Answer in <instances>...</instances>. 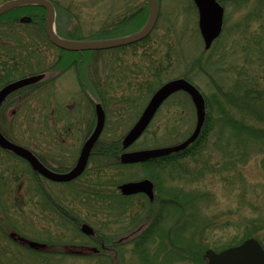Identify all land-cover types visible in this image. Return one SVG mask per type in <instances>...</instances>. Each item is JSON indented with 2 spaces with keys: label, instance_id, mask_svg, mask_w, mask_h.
Segmentation results:
<instances>
[{
  "label": "rangeland",
  "instance_id": "1",
  "mask_svg": "<svg viewBox=\"0 0 264 264\" xmlns=\"http://www.w3.org/2000/svg\"><path fill=\"white\" fill-rule=\"evenodd\" d=\"M5 1L0 0V4ZM53 1L65 8L64 12L57 11V31L74 39H96L91 36L97 35L106 25H112L111 20L116 17V12L123 14L127 8L134 14L146 7V20L150 14L149 0ZM159 3V17L153 31L149 37L137 43L104 49L62 51L42 37L38 46L31 47L30 52H23L25 60L15 52L20 51L19 43L13 37L15 35L0 36V41L10 38L13 46V51L5 50V54L0 51V87L5 83L1 76L7 70L8 73L12 71V79L42 70L49 75L45 85L30 96L27 103L22 106L17 103L8 109L6 118L2 117V124L16 141L42 152L78 153L83 141V107L86 114L91 111L89 97H92L91 94L97 95L95 84L104 93L96 100L104 101L108 109L103 137V142L108 143L113 139H122L162 84L173 78L189 77L208 98L210 128L206 132L203 130L198 152L166 161L169 163L163 169L165 185L179 192V203L187 199L185 210L164 205L158 211L164 214L163 227L169 231L176 226L177 220L179 224L185 219L189 220L184 225L186 230L181 231L182 237L186 235L187 239H193L200 245L196 247L199 251L196 260L176 258L169 264H207L205 254L209 248L221 251L250 237H256L264 246V143L257 137L253 139L248 136L241 137L246 138L245 143H238L237 138L231 137V131L222 125L224 108L239 121L264 129V120L248 108L257 106L264 110V0H223V31L209 49L205 48L200 14L194 0H159ZM1 25L0 31L4 28ZM130 26L122 24L121 28ZM21 58L25 60L24 64L16 69ZM58 59L61 60L60 64L53 66ZM85 86L87 93L83 90ZM230 99H234L235 103ZM239 99H242V104L244 101L252 104L248 103L247 107L243 104L242 111L236 103ZM51 100L56 101L51 105L59 115L65 112L64 103L73 102L74 106L80 102L81 105L72 115L66 111L63 117L56 119L52 108L45 105ZM91 114L88 121L93 119ZM196 122L194 104L183 93H177L163 103L153 122L130 150L181 142L191 135ZM105 162L108 160L101 161L95 157L91 165ZM19 165L15 158L0 153L1 175H12L11 170H17ZM144 175L141 166H110L99 172L91 166L83 176V190H87V193L83 192V204L71 200L69 206L101 229L99 231L104 232L110 241L136 237L141 231H137L138 227L150 226L156 215L153 213L144 219L145 212L143 210L141 214V209L146 200L143 197L129 199L122 207L117 201L115 204L104 201L102 207H98L96 204L99 203L93 199L99 196L94 193L98 190L119 195L118 181ZM59 186L63 185L55 184V187ZM191 195H194L193 200L189 198ZM28 201L31 203L25 205V213L32 215L35 201ZM12 207L15 208V204ZM120 213H124L121 214L124 220L121 222L118 220ZM18 216H13L11 220L16 223L14 229L19 233L33 237L40 233V238L35 239H41L52 230L61 244L66 236L67 243L71 240L72 244H68V248L58 245L57 248L62 246L63 251L74 248V244L75 248H79L78 244L90 242L75 227V220L64 227L58 221L48 224L34 216L31 220L27 218V221L20 214ZM138 216L142 219H137ZM130 218L135 219V226L126 222ZM5 229L10 231L6 226ZM148 234L146 249L160 252L161 259L168 255L161 249L166 247V243L176 249L182 248V244L174 243L172 238L164 242L157 235V228ZM130 241L120 250V255L115 257L114 252L111 253L116 261L113 257L112 260L89 255L81 257L69 251L38 256L33 252L28 253L4 234H0V251L4 252L2 264H143L138 251L144 242L139 239Z\"/></svg>",
  "mask_w": 264,
  "mask_h": 264
},
{
  "label": "flooded vegetation",
  "instance_id": "2",
  "mask_svg": "<svg viewBox=\"0 0 264 264\" xmlns=\"http://www.w3.org/2000/svg\"><path fill=\"white\" fill-rule=\"evenodd\" d=\"M219 1L222 4L223 0H219ZM194 2H195V5L197 8L200 7L196 0H194ZM223 6L225 7V5H223ZM127 7H135V6L127 5ZM56 10L58 11L57 7H56ZM198 11H199V8H198ZM123 12H124L123 14H118L116 12V17L111 20L112 25H106L104 28L112 27L115 25L132 24L135 22L134 17L136 15H135V13L134 14L131 13L130 8H127V10L123 11ZM199 14H200V12H199ZM66 37H68V36H66ZM143 39H146V37ZM143 39H141L140 41H142ZM140 41H137V42H140ZM10 44H12V41H10ZM10 47L13 48V46H10ZM60 62H61V60L58 59L57 63L54 64L53 66H58L60 64ZM38 73H45V76L42 80H40L34 84H30V85H27L25 87L19 88L16 91H13L12 93H10L7 96V98L3 101L2 105L0 106V130L10 141L17 143V144H20V145H23V146L27 147L28 149H30L31 152L34 154V156L38 159V161L45 168H47L49 171L56 173V174H65V173L72 171L78 165L80 157H81L82 152H83V147H84L86 141L91 137V135L93 134V132L96 128L97 120H98V114H97L98 104H101V106L103 107V109L106 112L105 127H104L101 135L99 136V138L97 139V141L95 142V144L91 150L89 160H88V164H87L84 172H82L78 176H76L72 179H68V180H58V179L51 178V177L47 176L40 169L35 168L33 163L28 158L16 153L15 151H13L11 149L5 148L2 145H0V153H5V155H10L11 157L15 158L18 162H20L19 168L17 170H11V171H13L12 175L11 174H6V175L0 174V234H4L5 237H7V235L10 236L11 239L14 242H16L18 245H20L21 248L25 249L28 253L33 252V253L37 254L38 256L39 255L44 256V253L46 254V253H53L54 252V254H55V251H57L56 253L69 251L73 255L75 254V255L81 256V257H83V255H89L92 257H102V258L107 257V258H110L111 260L113 257V260L116 261L115 260L116 255L117 256L120 255L119 254L120 250L124 246L127 245V243H128L127 241L128 240L135 241L136 237L139 234H141V232H143V230L146 229L147 227H145V228H142V226L138 227L137 231H140V230L141 231L136 237L132 236V237H134L133 239H132V237H131V239H129V237H121V238H116V239L114 238L111 241L109 239H107L105 236V233L104 232L102 233L99 231L101 229H97L89 221H86L80 213H76V211H73L74 207L70 208V206H69V203L71 202V200L77 201L81 205L83 204V176L87 173V171L89 170V168L91 166H94V169L98 172H99V170L106 169L107 167H110V166H115V167L116 166L117 167L118 166L119 167L141 166V167H143V169L145 171L144 177L134 178L132 180L118 181L119 183L117 184V186H118V190L120 192L119 195L115 193L116 195H114V196L109 195V196H105V197H96V199H93V201L100 204V205L96 204V205H98V207H100V206L102 207L104 201H106V202L112 201L111 203H113V204H115V202L117 201V203H119V205H121V207H122L123 205L125 206L127 204V200H129V199H132L136 196L143 197L146 200V204L144 205L143 209H141V210H144V212H145L144 219H146V217H150L153 213H156L155 219L152 221V223L150 225L153 226L154 229L157 228V232H158L159 229L164 228L163 227L164 226L163 218H165L163 213H161V212L159 213L158 209H160V207H162L163 204H166L167 201H174L175 203H177L178 200L176 199V197L165 195L164 191L161 192V190L158 187L155 179H153V177L151 175H149L148 173L152 169L153 166H156L158 163H161V161H170L171 159H174L176 157L184 155L188 150H190V147L185 149V150H182L180 152L172 153L171 155H167V156H163V157L151 158V159H148L145 161L134 162V163H124L121 160V155L127 151L139 150V149L130 150V147L133 144L137 143V141L143 136V134L145 132L128 148H124L123 142H122L123 138L126 134L123 135L122 139H113V141H111V142L104 143L103 137L105 134L104 132H105L106 124H107L108 109H107L106 103L104 101L101 102L99 100L98 101L96 100L97 98H99V96L100 97H101V95L104 96V93H103V91L100 92L101 90L98 89L99 87H98V85L95 84V82H94V84H95V88L97 90V95L91 94L92 97H89L90 101H91V103H90V110L91 111H89L88 114H86L85 107H83V137H82L83 141H82V144H81V147H80V150L78 153H68V152H60L57 154L56 153H47V152L40 151L36 147H30V146L24 145L21 142L16 141L14 139V137H12L7 132V130L4 128V126L2 124V117L6 118V114L8 113V109H10L12 106H15L14 104L18 103L19 105L22 106L23 104L27 103L28 102L27 99H29L30 96H32L34 93H36L37 90H39L42 86L45 85L44 82L47 80L49 75L47 74V71H45V70H42L40 72H32V73L25 74V75L23 74L22 76H20L18 78L10 79L9 81L5 82L0 87V90H1L9 82L15 81V80L22 78V77H25V76H29L32 74H38ZM102 81H103V79H102ZM102 86L104 87V85H102ZM85 88H86V86H85ZM85 88H83V90L87 93L86 90H88V88H86V89ZM177 93H183L194 104V101H193L191 95L187 91H184V90L177 91V92L173 93L170 97H172L173 95H175ZM152 96H151V98H152ZM55 100L48 101L45 103V105L52 108V113L54 114L56 119L63 117V115L66 111H68L69 114L72 115L77 110L78 106L81 105L80 102H79V105L76 102L74 106L72 105L73 102L64 103V104H66L67 109L63 105L65 107V112L59 115L56 113L54 106L51 105L52 103H56ZM208 103L209 102H208V98H207L208 118H209L210 109H209ZM82 106H83V103H82ZM194 106H195V104H194ZM91 107L93 110L91 109ZM195 108H196V106H195ZM90 113L93 114V119L91 121L89 120L90 121L89 122L87 119H88V116H90ZM47 126H49V125L47 124ZM43 134H45V133H43ZM119 141L121 142V146H122L120 149L118 148V145H117V143ZM156 147H158V146H156ZM148 148H151V147H148ZM142 149H145V148H142ZM95 157L101 161H103V159H106V160H108V162H105L104 164L98 163L96 165H91L93 162V159ZM145 178H149V179L153 180V182H154V193H155L154 198H151L145 192H139V193L130 194V195L124 194L122 192L120 186L124 182L133 181V180H141V179H145ZM55 184H60L63 186L55 187ZM28 200L35 201V204L32 205L33 209H34V211H33L34 214H32V215H31V213H29V214H27V212L25 213V205L28 204V202H29ZM88 202L91 203L90 201H87V203ZM29 203H31V202H29ZM14 204H15V208L12 207V205H14ZM13 209H15V213L17 215L15 213H13ZM153 209H157V211H153ZM140 212L138 214H140ZM144 212L142 211L141 214H143ZM18 214H20V216H23V219H25V221H27V218H29L31 220L32 217L34 216L33 218L40 219V220H43L45 222L47 221L48 224H49V222H51L53 224V223H56V221H58L59 223H62L64 227H67V225H70L71 220H75V227L78 228L79 231L82 233V237H83V235L86 236L90 240V242L85 243V244L84 243L78 244L79 248H75L76 246L74 244L75 249L70 248V249H64L65 251H63L62 246L65 248H68V244L69 245L72 244L70 242L71 240L68 241L69 243H67L68 239L65 236L63 239L64 242L62 241V244H61V242L58 241L54 237L52 230H50V232L46 233L47 235L45 238H41V239H35L38 237L40 238V235H41L40 233L38 234L39 236H37V234H35V236H37V237H33V236L27 235V234L22 233V232L21 233L17 232L14 229L16 227V223H14L13 220H11V219L13 216H15V218L19 217ZM121 214L123 215L124 213H120V215ZM125 214H127V213H125ZM122 215L118 217V220L120 222L123 220ZM157 217H158V222L156 224ZM140 219H142V217ZM134 220L135 219H131V220H128L126 222H128L129 225L133 224L132 226H135L136 223ZM85 223H88L93 227V229H94L93 234H89L83 230V225ZM155 224H156V226L154 227ZM5 226L10 231H7L5 229ZM11 228H12V230H11ZM164 229H166V228H164ZM40 230H41V228H39V231ZM42 230H44V228ZM137 231H135V232H137ZM36 233H38V232H36ZM60 244L62 246L60 248H57L58 245H60ZM113 252H114L115 257L113 255H111V253H113ZM2 253H4V252L0 251V264H2V260H3Z\"/></svg>",
  "mask_w": 264,
  "mask_h": 264
},
{
  "label": "water",
  "instance_id": "3",
  "mask_svg": "<svg viewBox=\"0 0 264 264\" xmlns=\"http://www.w3.org/2000/svg\"><path fill=\"white\" fill-rule=\"evenodd\" d=\"M150 1V14L144 26L133 33L98 39H73L62 36L56 29L57 11L52 0H7L0 4V15L14 8L24 5H40L47 10L46 31L50 40L60 48L72 51H83L92 49H104L125 44L147 37L154 29L160 11L159 0ZM199 4L200 28L205 41V48L209 49L214 41L221 35L224 26L225 7L219 0H196ZM32 17L24 15L21 22H30ZM45 73L32 74L9 82L0 90V106L7 96L19 88L34 84L42 80ZM187 91L196 106L197 122L194 131L181 142L171 145L151 147L134 151H127L121 155L124 163H134L145 161L151 158L163 157L172 153L180 152L187 149L201 135L204 125L207 121V100L202 90L185 76L173 78L162 84L153 94L152 98L146 105L139 119L129 129L123 138V147L131 146L149 127L161 105L175 92ZM98 120L96 128L91 137L86 141L78 165L70 172L65 174H56L45 168L27 147L10 141L0 130V145L11 149L16 153L28 158L35 168L40 169L44 174L58 180H68L84 172L88 164L91 150L101 135L106 121V112L98 104ZM124 194L130 195L139 192L147 193L154 198V182L149 178L141 180L127 181L120 186ZM83 230L89 234L94 233L93 227L85 223ZM207 264H264V246L256 237H250L242 243L217 251L209 248L206 251Z\"/></svg>",
  "mask_w": 264,
  "mask_h": 264
},
{
  "label": "trees",
  "instance_id": "4",
  "mask_svg": "<svg viewBox=\"0 0 264 264\" xmlns=\"http://www.w3.org/2000/svg\"><path fill=\"white\" fill-rule=\"evenodd\" d=\"M55 5L59 11H61V12L65 11L64 7H59V4H57V3H55ZM24 14L32 17L31 22H21L20 21L21 16ZM135 15H136L134 17L135 22L132 23L129 28L122 29L121 25L106 27L103 30H101L97 35L91 36V37L92 38H109V37L121 36V35H126V34L136 32V31L140 30L144 26V24L146 23L148 10L146 7H144L143 9H141L137 13H135ZM20 22L23 24H21ZM0 23L2 24L1 27L2 28L4 27L0 31V34H1L0 36L8 37L9 35H12V36L15 35L13 37H15V39L19 43V48H20V51L18 49V51H15V52H17L20 56H23L25 60H26V57H25V54L23 52H25V53L30 52L31 47L33 49V46H38L39 43H41L42 37L43 38L46 37V40L50 44L55 45L50 40V38L47 34V31H46L47 10L43 6H40V5H24V6L14 8V9L9 10V11L3 13L2 15H0ZM10 46H12V44H10V38L5 39L4 41H0L1 54L2 53L5 54L7 52L5 50L13 51L12 47H10ZM61 49H62V51H65L63 48H61ZM33 51H32V53H33ZM34 52H36V51H34ZM32 53H30V54L32 55ZM24 61H22V58H21L18 61V65H17L16 69H18L20 66H22V64H24ZM11 72L12 71H10L8 73V70H7L1 76V78H2L1 80H3V82H7L10 79H12L11 78ZM241 100L239 99L238 102H236V103H237V105L240 106L242 111H244L242 109L243 104L246 107H247L248 103L252 104L250 101H244V103L242 104ZM230 101L235 103L234 99H230ZM208 106H209V103H208ZM262 107H264V106H262ZM248 108H249V111L252 110L255 114H257L259 116L260 119L264 120V110L262 108H258L257 106H249ZM256 108H258V109L256 110ZM222 114L224 115V117H223L224 120L222 123V125L224 126L223 128H227V130H230L231 131V137L234 136L235 138H237L238 143H240V142L245 143L246 142V138L241 139L242 136H248V138H253V139H255V137H257L258 140H260V141L262 140L264 143V129L256 127V126L255 127L249 126L245 122L239 121L237 119V117H235L233 114H230L224 108H222ZM209 121H210V114H209V118L207 121L208 124L204 129L205 132L207 130H209V128H210ZM212 127H213V125H212ZM201 139L202 138L200 137L190 147V150H188L185 154H190V152H192V154L198 152ZM117 145H118L119 149L122 147L120 141L117 143ZM174 159H171L170 161H173ZM168 163L169 162L161 161V163H158L156 166H153L148 174L151 175L153 177V179H155V181H156L158 187L160 188L161 192L164 191L165 195L176 197V199H178L180 197L179 192L176 191V189H174V188L168 187L167 185H165V182H164L163 169L165 168L166 164H168ZM83 192L87 193V190L86 191L83 190ZM94 193L96 195H99L97 197H101L104 194H106V196L116 195V194H112V193H107L105 191L103 192L102 190H98ZM90 195L91 194H88V196H90ZM193 197H194V195L193 196L191 195V197H189L190 200L191 199L193 200ZM179 201L180 200H178L177 203H175L174 201H167V204H163V206L164 205L167 207L173 206V207H176V209H178L180 211L181 210L184 211L186 208V205L188 204L187 199H184L180 203H179ZM139 218H140V216L137 217V219H139ZM185 220H183L184 224L183 223L179 224L180 221L177 220L175 223L176 226L173 227L172 230H170V231L163 228V229H159V232H157V234L160 235L161 239H163L164 242L166 240H169L172 238V241L174 243H176L178 245L182 244V246H181L182 248H177V249L175 247L173 248L169 243H166V247L164 245H163L164 247L161 246L162 247L161 249L162 250L164 249L165 253L168 254L165 259L160 258V254H161L160 252L150 251V250H148L149 248L146 249V244H147L148 237H149L148 233H150L151 231H154L153 226H151V225L148 226L146 229L143 230V232H141V234H139L136 237V239L137 240L139 239L140 242L141 241L144 242L142 245L143 247L140 248L138 251V254L140 256V260L143 262V264H164V263L169 264L170 262H172V260H175L176 258H178V259H180V258H186V259L194 258V260H196L197 253H199V251L196 247H198L200 245H198L193 239H189V238L187 239L185 237L186 235L184 237H182L183 235H182L181 231L186 230L184 225L187 223V221H189V220H187V221H185ZM147 234H148V236H147ZM249 235H252V234L249 233ZM145 239H147V241ZM241 242H242V240H240L238 243H241ZM140 247H141V244H140ZM178 253H179V255H177Z\"/></svg>",
  "mask_w": 264,
  "mask_h": 264
}]
</instances>
